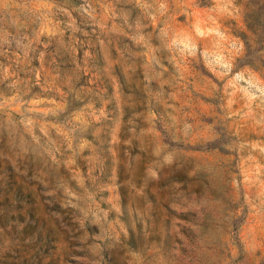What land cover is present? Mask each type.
I'll list each match as a JSON object with an SVG mask.
<instances>
[{
	"label": "rangeland",
	"instance_id": "obj_1",
	"mask_svg": "<svg viewBox=\"0 0 264 264\" xmlns=\"http://www.w3.org/2000/svg\"><path fill=\"white\" fill-rule=\"evenodd\" d=\"M0 201V264H264V0H0Z\"/></svg>",
	"mask_w": 264,
	"mask_h": 264
},
{
	"label": "trees",
	"instance_id": "obj_2",
	"mask_svg": "<svg viewBox=\"0 0 264 264\" xmlns=\"http://www.w3.org/2000/svg\"><path fill=\"white\" fill-rule=\"evenodd\" d=\"M12 187L15 185L13 184V182L11 183ZM15 199L13 200V202L11 204H14V206L16 207L17 210H19L21 208V204L22 203H27L29 206L28 208V213H29V219H33L34 215L32 214L33 212V209H32V199L26 195V196H21L19 194V188L15 189ZM26 197V200L25 202H22L23 201V198ZM8 199H5L4 201H7ZM2 204V202L0 201V205ZM11 213L9 215V218H13L14 216L15 217H20V219L24 220V217L22 216V214L18 211L16 215H14L12 213V210H10ZM7 212H0V225L1 226H5V223H3L4 221V218H6V216L8 214H6ZM29 229H33V225L30 224V221L28 220V222L25 224V226L22 228V230L24 232H26L27 230ZM29 248V244H18L17 246H15L12 250H10L8 252V256L9 258L11 259L12 262H18V261H23L25 262L26 264H36V260L39 258H42L43 256H47L49 254V249L51 248V245H50V240H48V242L46 243V245L43 247V248H39L38 250H36L33 254H30L29 256H23V254L25 253H22L21 251L24 249L27 250ZM43 250V252H39V250Z\"/></svg>",
	"mask_w": 264,
	"mask_h": 264
}]
</instances>
